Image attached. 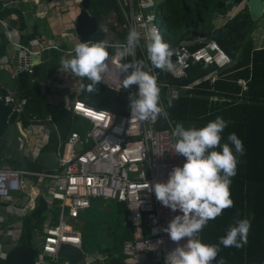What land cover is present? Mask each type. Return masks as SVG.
Returning <instances> with one entry per match:
<instances>
[{
    "label": "trees",
    "instance_id": "1",
    "mask_svg": "<svg viewBox=\"0 0 264 264\" xmlns=\"http://www.w3.org/2000/svg\"><path fill=\"white\" fill-rule=\"evenodd\" d=\"M0 9L1 20L15 14L20 20L19 31L25 29L20 11L4 7ZM162 9V38L173 51L172 61L179 44L189 35L205 36L217 41L233 58V62L223 68L214 63L191 61L186 76L179 79H173L165 72L159 73L161 84H171L178 90L177 99L169 98L163 87L160 93V103L168 112V121L173 128L179 123L186 128L192 125L199 128L222 117L227 121V127L222 133L221 143L228 142V135L235 132L244 144V154L238 155L239 164L229 189L233 206L210 220L200 231V239L219 246L218 255L212 264H219L221 260L224 264H264V47L254 48L248 37L252 22L249 9L240 12L223 27L215 26L214 16L227 14L225 5L219 0H164ZM88 11L98 23L97 32L89 38L91 41L106 38L107 31H103V28L110 27L115 31V27L106 21L110 14L116 15L117 23L123 22L116 0H89ZM41 24L44 22L37 20L32 33L21 36L20 41L27 45L30 40L37 38L53 39V35ZM118 36L126 40V35ZM200 46L193 43L188 48L193 51ZM65 50L64 45L43 50L41 62L33 67L26 87L15 83L18 98L25 101L22 111L15 115L17 122L27 126L51 116L57 124L59 131H53L50 144L45 148V151L50 152H58L60 142H64L71 132L83 134L87 128L74 120L73 114L63 103H46V96L41 94L42 85H45L47 92L54 89L55 74L61 66L60 60ZM213 73H216L215 78ZM240 78L245 80L246 90L238 84ZM89 83L91 81L82 79L79 101L117 116L128 112L129 100L117 96L101 83L96 85L97 91L90 93L86 89ZM170 99L171 107L168 106ZM166 126L167 121L159 117L157 127L161 129ZM3 166L34 172L45 170L37 160L7 158L4 147L0 146V167ZM47 212V203L37 198L33 209L22 220L17 244L25 242L39 251L35 244L39 238L38 232L41 233L48 216ZM126 216L125 204L92 199L90 207L80 216L82 251L94 260H103L104 264H126L123 247L133 239L132 228L123 225ZM56 217L57 213H54L52 225L56 224ZM242 219L251 222L247 243L240 248L220 244V238L227 234L229 227ZM5 228L3 224L0 227L1 230ZM44 261V264H64L63 260L49 256H45ZM4 263L5 260L0 257V264Z\"/></svg>",
    "mask_w": 264,
    "mask_h": 264
},
{
    "label": "built area",
    "instance_id": "2",
    "mask_svg": "<svg viewBox=\"0 0 264 264\" xmlns=\"http://www.w3.org/2000/svg\"><path fill=\"white\" fill-rule=\"evenodd\" d=\"M116 2L123 22L117 23V27L114 26L115 38L104 40L111 44H122L125 41L118 35L127 36L129 29L135 26L141 32V41L135 50V59L144 60L150 66L145 36L153 29L163 35V21L159 23V19H163L164 0H116ZM80 3L81 0H76L74 5L78 13ZM72 7V4L68 5V8ZM0 22L8 41H11V45H16L11 40L12 30L9 23L3 20ZM197 44L201 46L193 51L188 48L190 45L177 48L172 61L173 71L152 69L157 76L158 84L166 89L171 99H177L178 90L171 84H161L160 72L167 73L173 79H179L186 76L191 61L214 63L219 68L233 62V58L217 41H200ZM108 51L110 70L104 74L101 84L117 96L129 100L131 93L138 92V85L122 88V80L126 74L122 73L121 65L130 62L133 58L129 56L121 59L116 55L117 50L114 47L109 48ZM38 64L33 62L27 66L26 71L29 76L33 73V67ZM66 73L75 78L72 74ZM212 76L215 78L216 73ZM75 79H77L75 98L66 109L73 116H77V120L87 128L83 134L71 132L64 142H60L57 167L42 172L15 169L10 166L0 167V199L14 202L9 222L0 218V227L2 224L6 225L4 230L0 229V257L5 259L7 252L17 245L20 238L23 226L20 219L23 217L26 203L15 205L18 200L16 194H27L26 178H31L40 186V198L47 203L48 210L42 231L38 232L40 245L35 264H44L45 256L56 258L63 244L82 250L80 216L90 207L92 199L125 204L127 216L123 225L131 227L133 233V239L126 242L123 247L126 264H165L167 254L178 244L173 242L163 229L176 215L182 213L163 206L152 191V185L157 181L166 182L171 170L185 163L186 158L176 154L174 150L176 142V138L172 135L174 128L168 119L167 126L160 129L157 127V120L153 122L132 118L130 108L126 114L117 116L109 111L88 106L78 100L81 81L87 78ZM237 82L243 90H246L244 79L240 78ZM41 94H44L43 90ZM0 100L4 105L12 107L11 111L14 115L20 113L25 104L24 100L18 98V93L13 88L5 90ZM45 102L52 103L47 99ZM14 130L19 141L17 159L28 161H38L50 144L53 131L57 133L59 131L51 116L27 126L14 119ZM54 213H57L56 224L52 225ZM18 220L19 222H16ZM186 243L187 238L179 242L180 245ZM83 254L84 259L80 264L97 262L87 253L83 252Z\"/></svg>",
    "mask_w": 264,
    "mask_h": 264
},
{
    "label": "clouds",
    "instance_id": "3",
    "mask_svg": "<svg viewBox=\"0 0 264 264\" xmlns=\"http://www.w3.org/2000/svg\"><path fill=\"white\" fill-rule=\"evenodd\" d=\"M102 30L106 32L107 28ZM145 40L150 66L144 60L135 59L141 32L133 26L122 44H111L107 40L76 43L61 57L60 70L75 77H86L91 81L86 86L87 91L95 92L96 85L102 82L104 74L110 70L108 49L114 47L121 59L129 56L133 58L121 65L122 73L126 74L122 88L138 85V92L128 97L132 118L153 122L159 117L167 120L168 112L160 103L162 85L158 84L152 69L173 71V51L155 29L147 33ZM168 106H172L171 99ZM226 127L227 121L217 117L203 127L192 125L186 128L179 123L173 130L175 153L185 157V163L175 166L166 182L157 181L152 185V191L163 206L182 213L176 215L163 229L178 244L167 254L165 264H212L218 255L219 246L203 242L199 233L210 220L233 206L229 189L239 164L238 155L244 154V144L235 132L230 133L228 142L222 144V133ZM250 228V220H238L229 227L219 243L224 247H243L247 243ZM184 238H187V243L180 245L179 242ZM219 264H224L223 260Z\"/></svg>",
    "mask_w": 264,
    "mask_h": 264
},
{
    "label": "crops",
    "instance_id": "4",
    "mask_svg": "<svg viewBox=\"0 0 264 264\" xmlns=\"http://www.w3.org/2000/svg\"><path fill=\"white\" fill-rule=\"evenodd\" d=\"M75 3L76 0H0V7H4L8 9H16L20 11L24 17L23 20L25 22L26 27L23 31H19L20 20L15 14H12L8 19L3 20V21H7V23H9V25L11 26L12 31L10 33V36L12 43L19 44L23 47L31 49L34 52L40 51V55H41V52L45 49H48L50 46L60 47L64 45L66 47L65 50L66 52L72 49L73 46L77 43V38L73 31L75 19L78 15L77 9H75L74 7ZM69 4H72L73 7L68 8ZM245 9L246 7L241 6L240 8L235 9L232 13H229L227 11L226 15L217 14V18L215 19V26L223 27L229 20H232L235 16H237L240 12H242ZM37 20L44 22V24H41L40 26L42 28L46 27L49 34L53 35V39L47 40L42 37V38L30 40L27 45L23 44L20 41L21 36L31 34L35 22ZM251 20H252L251 26L253 28L252 30L253 31L257 30V32L253 33V31H251V26H250L248 37L252 40L254 48L257 49L264 47V16L261 15L255 19L251 17ZM0 21L2 20L0 19ZM11 21L15 22L14 28H12ZM3 65H4L3 62L0 61V68H2ZM64 73L66 72L61 71L59 68V70L55 74L56 83L54 89H51L49 92H47L45 85H42L41 91L43 90L44 92L43 95L46 96L45 100L46 99L51 100L52 103H59V104L63 103L65 107H68L72 104V100L75 98V87H76L77 79H75L72 76H69L67 73H66V77L64 78L63 77ZM15 83H17L16 80H14V85L12 88L17 91V87ZM1 85L3 87V90L10 89L7 87V85L4 82H1ZM4 153H5V148H4ZM27 182H26L27 194L26 195L20 194L19 196L16 195L18 200H16L17 202L15 205L20 206L21 204L26 203L23 217L20 220H23L25 215H27L33 209L36 203V199L40 197V191H39L40 186H38L35 179H31L29 181L34 185L33 188H31V191L38 190V192L34 191L33 194L28 191ZM13 205L14 202L11 200L5 201L0 199V218H2V220L5 219L6 222H9V219L11 218L10 212ZM16 222H19V220ZM95 263L104 264L103 261H97Z\"/></svg>",
    "mask_w": 264,
    "mask_h": 264
},
{
    "label": "water",
    "instance_id": "5",
    "mask_svg": "<svg viewBox=\"0 0 264 264\" xmlns=\"http://www.w3.org/2000/svg\"><path fill=\"white\" fill-rule=\"evenodd\" d=\"M219 0L226 6V12L232 13L235 9L244 6L249 9L250 16L255 19L261 15L264 16V0ZM89 0H81L80 11L75 19L74 33L77 42H87L89 38L97 32L98 23L88 12ZM217 15L214 16V19ZM12 28L15 22L11 21ZM200 41L209 42L205 36L189 35L179 46H189L191 43L197 44ZM6 42V43H4ZM178 46V47H179ZM40 53H35L19 44L11 45L4 35V28L0 22V61L3 67L0 68V97L4 94L1 82H4L8 88H12L14 80L22 87H26L29 75L27 66L31 63H40ZM76 78V77H75ZM12 107L4 105L0 100V146L5 148L7 158L16 160L19 141L14 130L15 115L12 114ZM77 120V116H74ZM80 148V145L78 146ZM58 153L45 151L38 159L39 165L46 170H53L57 167ZM20 195V194H16ZM37 250L25 242H20L12 247L5 257L4 264H35ZM56 258L63 260L64 264H80L84 259L83 251L80 248L63 244L59 248Z\"/></svg>",
    "mask_w": 264,
    "mask_h": 264
},
{
    "label": "rangeland",
    "instance_id": "6",
    "mask_svg": "<svg viewBox=\"0 0 264 264\" xmlns=\"http://www.w3.org/2000/svg\"><path fill=\"white\" fill-rule=\"evenodd\" d=\"M106 21L107 22H109V23H111L113 26H118V24H117V19H116V15L115 14H110L107 18H106ZM159 23H162V19L160 18L159 19ZM253 28H252V26H251V31H253L252 30ZM113 32L114 31H112V29L110 28V27H107V35H106V38H115L114 36H113ZM257 32V30H254L253 31V33H256ZM251 33V32H250ZM64 78L66 77V73H64V76H63ZM69 77V76H68ZM31 180V178H26V181H28L27 182V184H28V191L29 192H31L32 194L34 193V191H37L38 192V190H33V191H31V188H33V183H31V182H29ZM39 245H40V239L38 238V240H37V242H36V244H35V247L37 248V249H39ZM93 264H98V263H93Z\"/></svg>",
    "mask_w": 264,
    "mask_h": 264
}]
</instances>
